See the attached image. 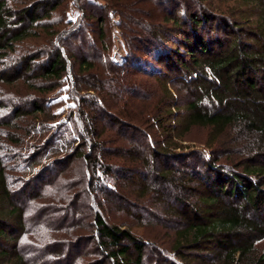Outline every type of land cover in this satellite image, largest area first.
<instances>
[{
	"label": "rangeland",
	"instance_id": "374dc122",
	"mask_svg": "<svg viewBox=\"0 0 264 264\" xmlns=\"http://www.w3.org/2000/svg\"><path fill=\"white\" fill-rule=\"evenodd\" d=\"M58 1L52 17L43 21L47 33L38 29L0 63L5 73L25 51H39L43 58L53 45L64 50L69 59L72 56L62 78L43 90L27 75L0 81L1 123L6 121L3 117L14 115L27 104L43 109L34 112L30 106L26 116L11 117L9 126L0 127L6 187L12 202L24 211V230L15 245L17 254L26 264H109L91 240L93 216L98 210L107 223L128 229L142 241L141 264H195L197 260L224 264L222 253L197 254L189 247L177 250V232L185 225L168 205L178 206L176 199L197 203V194L183 187L182 176H188L185 180L189 181L191 174H204L203 159L233 171H241L242 162L264 165V140L259 135L235 125L216 138L209 127H191L177 139V156L166 163L178 171L176 178L181 185L149 175L143 182L155 189L147 194L143 184L132 181L123 170L127 166L129 171L138 160L133 152L140 151L151 159L147 146H162L166 141L156 120L164 113L167 101L154 80L158 68L148 53L149 49L153 55L157 44L145 40L171 25L163 23L168 15L177 12L181 18L192 0ZM202 5L214 14L228 15L236 4L235 0H204ZM81 59L89 63L90 70L78 71ZM168 89L177 94L178 105L187 102L183 89L177 93L179 88L173 84ZM80 136L89 140L84 152L89 151L90 143H97L100 149L93 155L108 173L88 158L85 161L70 155L82 142ZM52 139L58 141L47 147ZM60 161L65 163L58 165ZM146 169L142 168L144 173L150 171ZM33 174L37 181H32ZM185 185L193 186L191 181ZM254 241L253 254L264 253V238Z\"/></svg>",
	"mask_w": 264,
	"mask_h": 264
},
{
	"label": "trees",
	"instance_id": "16d2710c",
	"mask_svg": "<svg viewBox=\"0 0 264 264\" xmlns=\"http://www.w3.org/2000/svg\"><path fill=\"white\" fill-rule=\"evenodd\" d=\"M11 1L19 7L9 5L8 0H0V63L8 52L33 37L38 29L47 33L43 21L49 20L60 5L58 0ZM203 1L192 0L181 18L177 17V12L168 15L162 22L171 25L164 26L159 33L153 32L145 40L157 44L156 52L151 55L148 49V53L158 68L154 80L164 90L161 93L167 101L163 106L164 113L160 112L156 120L167 137L165 143L147 146L151 159L140 151H132L138 160L129 171L127 166L123 168L132 181L143 184L145 194L155 189L143 182L149 175L156 180L181 185L176 178L178 171L166 163L177 156L175 149L180 147L177 139L191 127H209L217 138L226 128L241 125L245 131L264 140V0H235L236 5L228 15L214 14L202 5ZM25 52L5 73L0 70V81L27 75V79L37 80L35 84H41L38 86L43 90L48 83L62 78L72 57L69 59L64 50L55 45L43 58L39 51ZM77 65L78 71L91 69L84 59ZM169 84L177 85V93L183 89L188 99L186 103L178 105L177 94L168 89ZM30 104L23 110H16L14 115L3 117L6 121L0 122V127L9 126L11 117L26 116L30 106L34 112L43 111L38 104ZM85 126L90 127L87 123ZM79 139L82 142L70 155L85 161L88 158L108 173L109 169L105 171V165L93 155L100 149L97 143H90L89 151L84 152L89 140L86 136ZM54 141L58 140L52 139L47 147H52ZM201 164L204 174H191L189 181L185 180L188 176H182L183 187L197 194V203L176 199L178 206L168 205L173 216L185 225L177 232V250L189 247L197 254L222 253L224 264H264V253L253 254L254 240L264 238V165L242 162L239 164L241 171H233L213 160L203 159ZM142 168L150 171L144 173ZM35 176H31L32 181L38 180ZM190 181L193 186H186L185 183ZM5 182L0 159V264H26L15 248L24 230V211L12 202ZM93 226L91 240H95L96 251L105 261L109 264L142 263L144 244L128 229L107 223L98 210L93 216ZM197 261L194 263H202Z\"/></svg>",
	"mask_w": 264,
	"mask_h": 264
}]
</instances>
